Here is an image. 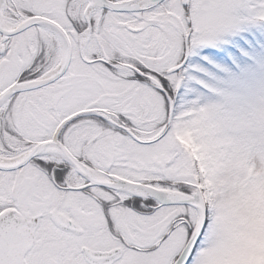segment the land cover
Masks as SVG:
<instances>
[{
    "label": "snow or ice",
    "instance_id": "obj_1",
    "mask_svg": "<svg viewBox=\"0 0 264 264\" xmlns=\"http://www.w3.org/2000/svg\"><path fill=\"white\" fill-rule=\"evenodd\" d=\"M243 23L264 0H0V264H197L211 219L175 133L258 162L264 75L174 97Z\"/></svg>",
    "mask_w": 264,
    "mask_h": 264
},
{
    "label": "rangeland",
    "instance_id": "obj_2",
    "mask_svg": "<svg viewBox=\"0 0 264 264\" xmlns=\"http://www.w3.org/2000/svg\"><path fill=\"white\" fill-rule=\"evenodd\" d=\"M223 43L236 50L229 64L211 58L207 66L200 64L202 50L185 59L183 84L174 97L177 106L213 102L217 97L209 89L230 91L235 81L264 75V25L243 23ZM175 139L190 160L193 146L201 154L202 168H190L188 174L199 181L211 224L197 264H264V158L249 163L237 152L197 141L187 129L178 130Z\"/></svg>",
    "mask_w": 264,
    "mask_h": 264
},
{
    "label": "trees",
    "instance_id": "obj_3",
    "mask_svg": "<svg viewBox=\"0 0 264 264\" xmlns=\"http://www.w3.org/2000/svg\"><path fill=\"white\" fill-rule=\"evenodd\" d=\"M184 63V62H183ZM184 67H185V65H184ZM183 67V69L182 70H184L185 68ZM201 154H200V151H199V149L196 147V146H193V157H194V160H196L197 161V168H200L201 166H202V160H201V158H199V156H200ZM202 168V167H201ZM199 188V187H198ZM200 189V188H199Z\"/></svg>",
    "mask_w": 264,
    "mask_h": 264
},
{
    "label": "water",
    "instance_id": "obj_4",
    "mask_svg": "<svg viewBox=\"0 0 264 264\" xmlns=\"http://www.w3.org/2000/svg\"><path fill=\"white\" fill-rule=\"evenodd\" d=\"M197 191H198V195L200 198V206H201V209L203 210V207L205 206V202H204V199H203V196H202L200 189H197Z\"/></svg>",
    "mask_w": 264,
    "mask_h": 264
}]
</instances>
